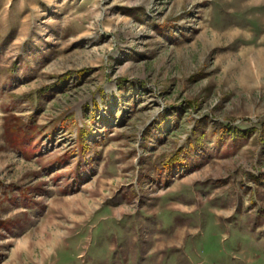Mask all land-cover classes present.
Masks as SVG:
<instances>
[{
    "label": "rangeland",
    "instance_id": "374dc122",
    "mask_svg": "<svg viewBox=\"0 0 264 264\" xmlns=\"http://www.w3.org/2000/svg\"><path fill=\"white\" fill-rule=\"evenodd\" d=\"M33 262L264 264V0H0V264Z\"/></svg>",
    "mask_w": 264,
    "mask_h": 264
},
{
    "label": "trees",
    "instance_id": "16d2710c",
    "mask_svg": "<svg viewBox=\"0 0 264 264\" xmlns=\"http://www.w3.org/2000/svg\"><path fill=\"white\" fill-rule=\"evenodd\" d=\"M29 123L25 124L20 122L17 118H9L8 121L5 122V140L7 143H10L11 146L20 152H25V149L30 147L31 142L36 136L32 133ZM83 142V140H82ZM175 161H180L179 163H183V157H180L178 154L170 159V163ZM10 224H6L5 227ZM12 226V225H10Z\"/></svg>",
    "mask_w": 264,
    "mask_h": 264
},
{
    "label": "bare ground",
    "instance_id": "6f19581e",
    "mask_svg": "<svg viewBox=\"0 0 264 264\" xmlns=\"http://www.w3.org/2000/svg\"><path fill=\"white\" fill-rule=\"evenodd\" d=\"M81 204L83 205V207L87 210V206H86V202L84 200L81 201ZM75 213V212H74ZM76 216V214H74L73 217H71V219H73ZM55 232V231H54ZM56 233V232H55ZM43 234V233H42ZM59 235L54 234L51 238L50 237H42L41 239H38V242L36 243L37 245H39L42 248V252L47 251L49 249V247L51 245H53L55 239L58 237ZM35 244V245H36ZM39 248V247H38ZM19 251L22 252V254L24 255V259L26 260H30L31 258V249L30 246H20V248H18ZM19 252V253H21ZM33 254V253H32ZM21 256V255H20ZM17 260V259H16ZM18 261V260H17ZM21 261V260H20ZM24 262V261H23ZM30 263V262H29ZM16 264V263H15ZM34 264V262H33Z\"/></svg>",
    "mask_w": 264,
    "mask_h": 264
}]
</instances>
